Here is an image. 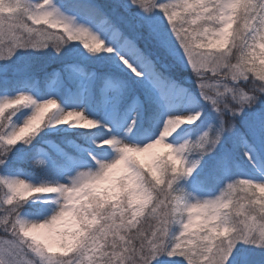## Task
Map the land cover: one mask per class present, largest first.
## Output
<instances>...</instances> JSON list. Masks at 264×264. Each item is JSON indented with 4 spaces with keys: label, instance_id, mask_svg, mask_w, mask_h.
Returning <instances> with one entry per match:
<instances>
[{
    "label": "snow or ice",
    "instance_id": "snow-or-ice-1",
    "mask_svg": "<svg viewBox=\"0 0 264 264\" xmlns=\"http://www.w3.org/2000/svg\"><path fill=\"white\" fill-rule=\"evenodd\" d=\"M161 258L264 264V0H0V264Z\"/></svg>",
    "mask_w": 264,
    "mask_h": 264
},
{
    "label": "rangeland",
    "instance_id": "rangeland-1",
    "mask_svg": "<svg viewBox=\"0 0 264 264\" xmlns=\"http://www.w3.org/2000/svg\"><path fill=\"white\" fill-rule=\"evenodd\" d=\"M106 2V0H105ZM176 258H173V261L175 260ZM173 261H167L166 258H161V260L158 262V264H173Z\"/></svg>",
    "mask_w": 264,
    "mask_h": 264
},
{
    "label": "trees",
    "instance_id": "trees-1",
    "mask_svg": "<svg viewBox=\"0 0 264 264\" xmlns=\"http://www.w3.org/2000/svg\"><path fill=\"white\" fill-rule=\"evenodd\" d=\"M100 2H102V3H106V2H108V0H106V2H105V0H100ZM50 70V69H49Z\"/></svg>",
    "mask_w": 264,
    "mask_h": 264
}]
</instances>
